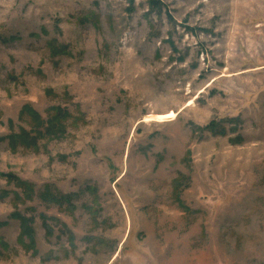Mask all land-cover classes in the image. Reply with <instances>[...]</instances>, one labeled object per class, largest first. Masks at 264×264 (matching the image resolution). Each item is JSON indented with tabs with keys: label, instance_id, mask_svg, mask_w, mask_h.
Listing matches in <instances>:
<instances>
[{
	"label": "rangeland",
	"instance_id": "rangeland-1",
	"mask_svg": "<svg viewBox=\"0 0 264 264\" xmlns=\"http://www.w3.org/2000/svg\"><path fill=\"white\" fill-rule=\"evenodd\" d=\"M0 173V264H264V0H0Z\"/></svg>",
	"mask_w": 264,
	"mask_h": 264
},
{
	"label": "trees",
	"instance_id": "trees-1",
	"mask_svg": "<svg viewBox=\"0 0 264 264\" xmlns=\"http://www.w3.org/2000/svg\"><path fill=\"white\" fill-rule=\"evenodd\" d=\"M63 109L53 108L50 111L52 114L49 117V120L46 121L45 123L40 119L38 115L32 110L29 109V107L25 106L22 109V114H27L30 119L32 120L33 123V132L35 135L40 136V129L45 127V132L49 134L52 137H57L60 135H63L64 132H62L60 129L57 127H60L63 125V119L64 117H68L66 112L62 111ZM8 144L13 151L17 149L19 146L23 148H29L33 147L36 145V137L33 138L31 137L29 132H26L24 130H20L19 134H15L13 136H10L8 138ZM0 177L3 178L8 184H12L16 188L20 190L21 195L15 194L14 199L17 201L23 200V202L30 200L32 194L34 193V186L26 181H23L19 179L17 176H15L12 173H0ZM0 193H2L0 191ZM4 195V194H3ZM3 195L0 197L2 199ZM46 196H49L46 194ZM48 200L52 201L53 203H56L57 200L53 199L51 196ZM21 224H20V231L18 234V242L21 243L24 238L30 237L32 234V230L30 227V221H25L21 219Z\"/></svg>",
	"mask_w": 264,
	"mask_h": 264
},
{
	"label": "bare ground",
	"instance_id": "bare-ground-1",
	"mask_svg": "<svg viewBox=\"0 0 264 264\" xmlns=\"http://www.w3.org/2000/svg\"><path fill=\"white\" fill-rule=\"evenodd\" d=\"M175 117V114L174 113H171V114H169V115H165L164 117H159V118H167V119H173Z\"/></svg>",
	"mask_w": 264,
	"mask_h": 264
}]
</instances>
